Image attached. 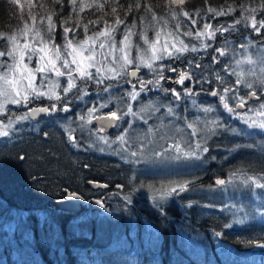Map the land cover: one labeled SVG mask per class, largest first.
Masks as SVG:
<instances>
[{"label": "trees", "instance_id": "trees-1", "mask_svg": "<svg viewBox=\"0 0 264 264\" xmlns=\"http://www.w3.org/2000/svg\"><path fill=\"white\" fill-rule=\"evenodd\" d=\"M82 2L90 4L93 0H77V5ZM99 2L105 3V0ZM132 2L133 0H119L125 6L117 7V14L121 19L124 18L127 4ZM145 2L152 6L158 20L163 16L168 20V26L174 29L170 25L173 20L168 12V0H141L142 4ZM18 3L22 7L10 3V0H0V31L7 35L22 29L25 24L33 26L29 13L36 17V28L46 27V17L54 11V34L63 33L60 22L67 19L71 12L68 0H63V5L55 0H18ZM259 3L260 0H207V3L205 0H184L183 5L173 7H182L197 20H200L196 15L199 12L207 22L214 15L207 11L209 7L220 11L222 6L227 10L228 5H232L235 11L211 20L215 28L218 24L228 25L234 19H242L244 16H255L259 21L264 17V11L258 9L252 13L240 8L241 4L255 7ZM114 4L115 0H107L103 12L110 13ZM103 12L97 11L95 7H85L79 13L81 24L103 16ZM142 14H145L143 8L139 13L133 10L125 21L131 25L135 17L137 33L151 21V13H147L145 24L141 25L139 16ZM71 16L69 24L74 27L76 13H71ZM41 17L44 18L43 24ZM178 18H183L184 22L187 20L183 16ZM103 20L112 22L114 16H103L99 27H103ZM243 23L242 20L236 27H244ZM159 24H163V21H159ZM89 27L91 34L93 26ZM124 27L123 24L117 26L118 36H122ZM183 29L184 23L181 21V30ZM251 31L253 32L252 29ZM233 32L229 30L223 35L218 33L215 38L216 46L223 48L225 41H232L231 44L241 43V38L254 36L248 29L242 30V34ZM261 32L264 34V29ZM78 33H83L82 27ZM263 37L264 35L261 38ZM135 38L139 39V35ZM4 44L5 41L0 40V45ZM213 55L218 56V53L208 49L206 52L188 53L178 60L167 59L162 64H171L173 67L177 65L178 70L194 72L195 76L202 74L204 79H209L214 70L219 71L221 68L219 64H211ZM200 57H203L200 59L202 68H188L186 62L189 59ZM219 59L224 61L228 57ZM224 66L228 67L227 64ZM169 73L165 68L164 75ZM226 79L233 80L227 76ZM111 84L113 87L119 86ZM204 87L208 89L209 85L205 84ZM194 88L199 91L200 85L197 84ZM243 91L246 90L242 89V93ZM122 92L119 95L111 93L117 104H122L119 100ZM198 96L202 103L207 104L219 100L206 92ZM69 97H73V93ZM77 100L79 99H73L69 105L70 112H54L49 122H19L8 138L0 139V264H228L222 258L220 249H226L230 253V263L242 264L241 259L251 262L256 258L257 264H264V248L260 247L264 244V189L244 182L246 177L264 176V152L255 149L252 152L246 151L247 147H255L258 142L264 146V136L260 132L229 125L232 118L225 115L226 111L215 112V117L221 118L220 122L228 133L220 134L222 138L209 147V157L180 162L172 160V157L176 158L173 152L169 151L162 155V159H158V150L150 155L144 149L147 159L150 157L152 161L138 165L124 162L120 166L116 163V158H108L89 150V140L95 136L90 134V126L86 125L81 129L75 123L82 112H73L72 108ZM188 102L190 99L182 97L176 105L180 107ZM151 103L155 104L154 99ZM9 109L17 115L24 112L22 108L14 106ZM181 111L188 120L192 118L189 111ZM3 120L7 121L5 117ZM69 125L77 129L74 134L80 139L79 146L68 142L64 129ZM171 125L172 129L180 128L176 123L166 124L164 127ZM208 126L200 127L203 130ZM235 131L239 132V136L231 138L232 134L229 132ZM82 133L85 135H80ZM250 136L252 140H248ZM141 140L142 138L140 143L134 145L144 147L145 142L143 144ZM21 156L24 159H20ZM185 171H188L187 174ZM217 180H225L226 183L218 185ZM177 181L193 182L189 185L187 195L180 197L191 203L187 201L188 206L182 204L183 210L174 208V211L164 213L152 203L146 204L144 194L148 191L170 188ZM88 182L109 186L110 191L93 193L87 186ZM261 182L264 183V180ZM136 186L141 190L135 191ZM225 187L229 189L227 195H235L237 200L220 199L219 190L224 191ZM65 190L86 197L88 204L78 215L57 212L51 207L52 201L64 198ZM14 191H18L17 194ZM136 195H140L137 201L134 199ZM97 200L104 207L95 208L98 206ZM126 200H130V203H126ZM11 216L13 227L7 230ZM44 217L47 219L43 220ZM235 220L238 227H232ZM14 221L18 224H14Z\"/></svg>", "mask_w": 264, "mask_h": 264}, {"label": "snow or ice", "instance_id": "snow-or-ice-1", "mask_svg": "<svg viewBox=\"0 0 264 264\" xmlns=\"http://www.w3.org/2000/svg\"><path fill=\"white\" fill-rule=\"evenodd\" d=\"M55 2L63 5V0H55ZM10 3L22 7L19 5L18 0H10ZM68 3L71 6V12L67 19L60 22L64 33V43L62 45L55 43L53 35L56 28V24L53 22L54 11L47 15L46 27L36 28V17L29 13L33 26L30 27L25 24L22 29L7 35L0 31V40L5 41L4 45H0V117L7 119L6 123L3 119H0V137H9L14 130V124L26 121L29 118L35 119L40 113L70 112L71 108L69 105L73 102V99H83L85 96L91 97L92 94L88 91L90 84L96 85L97 88H100V91L96 93V99L91 106L82 110L75 123H78L80 128L83 129L86 125H91L93 120L109 121L104 126L89 129V132L91 135L96 136L97 140L103 141L105 144L119 143L121 152L127 151L124 146L128 145L131 139L128 135V129L133 128L137 120L147 124V116L159 111V106L154 103H140L141 95L151 91L163 92L164 94L171 93L176 101L181 100L182 97H194L206 92L209 96L218 97L220 105H222L229 116L240 120L249 128L264 132V119H260V117H264V45L257 49L255 59H253L252 55H246L243 60H235V68H239L241 64L251 66L245 73L236 71L235 68L229 71V68L232 67L230 59H234L239 53L235 48L229 49L227 41H225V47L223 48L214 46V43L206 42H214L217 33L223 35L229 30L235 31L236 25L241 24L242 20L245 22V27L250 26L253 32L259 36L261 29H264V17L257 21L255 16H244L242 19H234L231 24H218L214 28L211 23L212 19L227 15L229 12L235 11V9L232 5H228L227 10L222 6L220 11L209 7L207 11L214 13V15L207 22H203L200 28H196V18L182 7H173L183 5L184 0H168V12L172 19L176 20L175 30L167 33L168 37L173 38L172 42L169 44L166 39L163 45L158 48L157 44L160 41L161 31L163 30H157L159 21H163V27L167 28L168 20L163 16L159 17L158 20L157 13L153 11L152 6L147 2L142 4L141 0H133L132 3H128L123 19L117 14V7H125L119 3V0H115L110 13L103 12L107 0H105V3L93 0L90 4L82 2L80 5H77V0H68ZM205 3H207V0H205ZM85 7H95L97 11L103 12V16L111 14L114 16V20L112 22L103 20V27H99L103 16L97 19H89L86 23L81 24L79 13L83 12ZM142 8L145 14L139 16L140 24H145L147 13H151V21L147 27H143L137 33L135 31L136 18L134 17L131 25L126 24L125 21L128 14L132 13L133 10L139 13ZM240 8L244 12L255 13L258 9L264 11V0H260V3L255 7L252 5L246 7L241 4ZM71 13H76L77 17L74 27L69 24L72 19ZM196 15L199 16L201 21H205V17L200 15L199 12ZM179 16H183L190 21V25H184L185 30L183 31L181 30V21L178 19ZM43 20L44 18L41 17V24H43ZM249 20L251 21L250 25L247 23ZM122 24L125 25L122 31V39L117 42L114 33L117 30V26ZM90 25L93 26L91 34H89ZM81 27L83 29V38L78 39L76 33ZM148 27H152L155 31L153 39H149L147 35ZM69 33H72L71 38H69ZM136 35H139L143 45L147 47H143L140 43L133 44L132 37ZM181 35L194 37L199 43L186 44L180 39ZM29 36H31V39L28 38ZM21 37L24 38L23 43H21ZM133 47H135L137 52L135 57L132 56ZM210 48L214 53H218V56H212L211 64H219L221 68L219 71L214 70L212 77L209 79H204L202 74L195 76L194 72L178 70L171 64H157V61L165 59H181L183 54L188 51L193 53L206 52ZM239 48L247 52L249 49L256 48V45L248 41L247 43H240ZM149 53L151 54L149 55ZM34 57L36 64L32 67ZM219 57H228V59L221 61ZM200 59H203V57L189 59L186 62L188 68H202ZM226 64L228 67L224 66ZM133 65H135L134 68L132 67ZM256 66L259 67V73L256 71ZM142 67L149 70L152 76L151 79L146 80L143 76L138 75ZM165 68L170 72L177 73L174 83L184 85L187 80L191 82L190 85L184 87L182 91H177L175 88H164L161 81L166 79L163 74ZM37 74H39V83H37ZM226 76L235 77V80L226 79ZM61 77L66 80L63 87H61ZM249 77H252V79H249ZM78 81L80 82L79 84L77 83ZM105 81H115L121 87V81H123L129 86L119 97L122 104H117L115 108L110 109L106 114L101 113V110L109 108L112 103V96L105 97L103 93H109L113 85L111 83L106 84ZM197 84L200 85V89L199 91H194L193 87ZM205 84L209 85L208 89H205ZM73 89H76V92L70 98L69 93ZM242 89L246 91L242 93ZM61 92L63 95H61ZM41 98L55 101V103L44 107H29V104ZM249 101H255V103L250 104ZM136 103H140V107L134 111V104ZM193 103L195 104L196 101L193 100ZM8 105L27 109V111L17 115L11 112ZM200 111L210 114L215 111V108L209 105L201 107ZM97 113L101 114L97 115ZM167 115L169 117L175 116V109L171 104L167 106ZM125 117L130 119L125 122ZM123 123H126L127 126L121 131ZM206 125L210 126L208 131L211 134H215L217 127L223 126L217 119L206 121ZM107 127L118 130L115 141H109L107 136L98 135V133L105 132ZM188 127L193 129V134H196L197 130L193 124H189ZM64 131L71 145H80V139L74 134L77 131L76 128H72L69 125ZM150 134H153L151 127L147 129L145 136L147 137ZM204 139L206 141L207 138L205 137ZM173 140L171 148L165 145L163 152L159 153V155L174 151L177 154V158L182 156L186 159H199L201 152L207 153L209 151V148L205 146V142L198 141L193 145L190 141L177 142L174 138ZM129 156L139 159L138 150L129 152ZM20 159H24V157L21 156ZM262 180H264V176H251L246 177L244 182H250L256 188L264 189ZM191 183V181H177L167 190L170 193L179 194L180 192L188 191ZM225 183V180L216 181L218 185H224ZM96 186L106 187V185ZM161 191L163 192L164 189L162 188ZM71 196L72 198L80 199L75 193H72ZM96 203L104 207L101 201L97 200ZM126 203H130V200H126ZM216 235H220V233H216ZM260 247L264 248V244H261Z\"/></svg>", "mask_w": 264, "mask_h": 264}, {"label": "rangeland", "instance_id": "rangeland-1", "mask_svg": "<svg viewBox=\"0 0 264 264\" xmlns=\"http://www.w3.org/2000/svg\"><path fill=\"white\" fill-rule=\"evenodd\" d=\"M178 19L181 20L184 23V25L185 24L190 25V21L189 20H186L184 22L183 18H178ZM171 20H173V19H171ZM203 22H206V21L197 20V24H196L195 27L196 28H200L202 26ZM171 23H173V24H170V25H173V27H174L175 23H176V20H173ZM247 23L250 25V20ZM243 24H244L243 25L244 27H242V28L236 27V29H235V31L233 33L237 34V33L240 32L242 34V30H245V29H248L249 32H252L251 29L249 28L250 26L249 27H245V22ZM159 29H163V30L161 31L160 41L157 44L158 48L161 45H163V43L165 42L166 39L168 40L169 44L172 42L173 38L168 37L167 33L170 32V31H174L175 28L171 29L169 26H167V28H164L163 24H159V28L157 30H159ZM183 30H185V29H183ZM252 33L254 34V36L253 35H249V36H247V39H243V38L240 39L241 43H244V42L247 43L248 41H251L252 43H254L256 45V48L249 49L247 52H245L243 49L239 48V43L240 42L239 43L233 42L232 44H231L232 41L228 42V46H231V49L235 48L236 51L239 53L238 55L235 56L234 59L231 60L232 63H233L232 70L235 68V60H243L246 55H252L253 59H255L256 58L257 49L260 48L262 45H264V40H263L264 37L261 38L264 34L261 32L260 36L257 37L254 32H252ZM217 34H216V36H217ZM68 35H69V38L72 37L71 34H68ZM114 35H115V38H116L117 42H119L122 39V36H118L116 32H115ZM147 35H148L149 39H153L155 37V31L153 30L152 27H148ZM63 36H64V33H62V35H60V36H55L54 35L55 43L57 45H62L64 43ZM76 36L78 37L77 33H76ZM28 38L31 39V36H29ZM253 38L254 39L256 38V39L253 40ZM20 39H21V43H23V39L24 38L21 37ZM78 39H80V38H78ZM135 39H136L135 36H133L132 37V42H133L134 45L136 43H140V44L142 43L143 47H147L146 45H143V41L140 40V38L137 39V40H135ZM180 39L183 40L186 44H189V45L198 44L199 43V41L194 39V37L181 35ZM206 42L214 43V46H216V39H215L214 42L213 41H206ZM118 46H119V43H118ZM188 53H193V52H191V51L185 52L182 57H185ZM150 54L151 53H149V55ZM136 55H137L136 49H135V47H133L132 56L135 57ZM165 60H167V59H165ZM165 60H163V61H165ZM163 61H157V64L162 63ZM25 62H27V61H25ZM35 64H36V59L34 57L31 66L34 67ZM132 67L134 68L135 65H133ZM249 67H251V66H249L247 64H241L240 67L239 68H235V70L236 71H243V72L246 73L248 71ZM143 69H145L146 70V74L149 75V76L146 77V80L147 79H151L152 76L149 73V70L147 68H143L142 67L141 70H143ZM256 71H257V73H259V67L258 66H256ZM232 79L234 81L235 77H232ZM249 79H252V77H249ZM60 81H61V87H63L64 84L66 83L65 78L61 77ZM106 82L107 81H105V83ZM108 82H113V81H108ZM37 83H39V74H37ZM74 90L75 89H73V91ZM121 90H122V87L118 86L117 89H116V93L119 95ZM193 90L196 91V89L194 87H193ZM159 93H161V92L151 91V92H148L147 94H142L141 97H140V103H143L142 100H141L142 97H143V100L145 99V97H149L148 101H150L152 95L153 96H157V94H159ZM61 95H63L62 92H61ZM167 96L169 97L170 95H166V97ZM186 98L190 99V102H188L187 105L180 106V107H177V105L175 107H173L171 105L175 109V116L174 117H169L167 115V106L168 105L164 104V105L159 107V111H156L152 115L147 116V119H148V123L147 124H144L143 122L137 120L134 123L133 128L128 129V135H129V137H131V139L129 140V144L124 146L127 149V151L121 152L120 151L121 145L119 143L105 144L103 141L97 140L96 136H95V138L91 139L90 144L88 146L89 150L90 151H94L96 153L98 152L99 154L105 155L108 158L109 157L110 158H116L118 160V161H116V163L121 166L124 162L127 163V164H133V165H138V164H141V163L150 162V161H152V159L150 157L147 159V155H145V153L152 155L153 152L156 151V150H158V151H156L157 158L158 159H162V155H159L160 151L164 150V146L165 145H167L169 148H171V145L174 142L173 138L177 142H179V141H190L194 145L196 142L201 141V142H205V146H207L208 148L213 146V144L216 141H219V139L222 138L220 136V134L223 135V134H226L228 132L224 129V126H222V127H217L215 129V130H217V132L215 134H211L208 131V127H210V126H208L207 129L203 128L204 131L202 130V128L200 126H207L206 125V121H208V120L217 119V120L220 121L221 118L215 117V112L223 113L225 110L223 109L222 105H220L219 100L217 101V99H216L217 102H212V103H208L207 104V103H202L200 101V96L186 97ZM193 100L196 101L195 104L193 103ZM49 101H50L49 102L50 104L53 103V101H51V100H49ZM167 102L168 101H166V103ZM140 103L134 104V111L139 109ZM215 104H217V105H215ZM116 105H117V102H116ZM209 105H211L212 107L215 108L214 112H212L210 114H205L204 112L200 111L201 107H207ZM10 107H13V106L12 105H8V108H10ZM181 109L189 111L190 114H192V118L190 120H188L187 117H184V114L182 113ZM180 115H182L183 117H180ZM228 117L232 118V121L229 122V125H232L234 127H240L243 130L244 129L245 130H253L254 132H257V133L260 132V134L262 136H264V132H261L258 129L249 128L246 124L242 123L240 120L235 119V118H233L231 116H228ZM0 119H4V117H0ZM128 119H130V118L128 117ZM260 119H264V117H260ZM21 123H22V121H21ZM173 123L178 124L180 126V128L172 129L173 125L164 127L166 124H173ZM189 124H193L194 125V127L197 130L196 134H193V129L188 127ZM17 126H18V124H14V126H13L14 130L12 132L15 131V128ZM197 126H199V127H197ZM124 127H126V126H124V123H123L122 124V130H123ZM149 127L153 128V134H150V135H148L146 137L145 134H146L147 129ZM228 127H229V129H231L230 126H228ZM198 128H199V135H198ZM177 130H182V131L178 132ZM237 131H235L234 133L233 132H231V133L229 132V134H232V136H234V137L231 136V138H236V137L239 136L238 135L239 132H237ZM202 132H204V133H202ZM205 137L207 138L206 141L204 139ZM250 137L251 138L248 139V140H252V136H250ZM6 138H8V137H6ZM141 138H142V140H141L142 143L144 144V142H145L144 147L143 146L139 147V146L134 145L136 143H140V139ZM242 138L245 139V140L247 139V137L246 138L242 137ZM0 139H5V137H0ZM108 140L109 141H115L116 140V135H115L114 138L108 139ZM258 143L259 144L257 146H255V147H252V148L247 147L246 151L252 152V150L255 149V150H262L264 152V146H262V144H260V142H258ZM144 149H146L145 153H144ZM137 150H138L139 159L132 158V157L129 156V152L137 151ZM210 151L211 150H209L207 153H203V152L200 153V157L202 158V160H203L204 156H208ZM170 152H173L175 154V157H176V158L172 157V160H175V161H179L180 160V162L188 160V159H186V158H184L182 156L177 158V154L174 151H170ZM212 156H214V155H212ZM212 156L210 157L211 159H212ZM132 161H135V162H132ZM187 172L188 171H185L186 174H187ZM178 174H180V173H178ZM133 177H135V176H133ZM172 186L173 185H171L170 187H172ZM135 188L137 189V190L135 189V191L141 190L137 186ZM167 188L168 187L163 188L164 189L163 192L161 191V189H158L157 191L156 190L155 191H148L146 194H144L145 195V199H146V204L152 203V205L154 207H156L158 210L163 211L164 213H166L167 211H174V208H178L179 210H183L182 207H184V205H182V204L187 205V201L188 200H183L180 197L182 195L186 196L187 195V191L180 192L179 194H174V193H170L167 190ZM219 192L221 193V195H218V194L217 195L220 197L221 200H227L228 198L231 199V200H237L235 195L231 196V197H229V195H227L229 193V189H226V187H225L224 191L222 189H220ZM241 194H245V192H241ZM114 196L115 195H113V197ZM62 199H63V197H62ZM134 199L136 201L139 200L140 199V195H136V197ZM56 201H58V200H56ZM90 206H92V208L94 207L93 205H90ZM97 207H101V206L98 204V206H96L95 208H97ZM163 207H166V208H163ZM52 208L54 209V207H52ZM238 215L241 217L242 220H244V218L242 217V215L240 213H238ZM10 219L13 220L12 216H11V218L8 219V223L7 224L9 226L7 227V230H10L9 227H13V222L11 223ZM44 219H47V218L44 217L43 220ZM15 223L18 224L17 222L14 221V224ZM238 226H239V224L237 223V220H235L234 223L232 224V227H238ZM220 253L222 255V258L224 260H226V262L228 264H236L234 262L230 263V259H228V257L230 258L231 255L226 249H220ZM258 256L260 257V255H258ZM255 260H256V258L253 260L254 262L253 261L249 262L248 260L241 259V263L242 264H257V262H255Z\"/></svg>", "mask_w": 264, "mask_h": 264}, {"label": "flooded vegetation", "instance_id": "flooded-vegetation-1", "mask_svg": "<svg viewBox=\"0 0 264 264\" xmlns=\"http://www.w3.org/2000/svg\"><path fill=\"white\" fill-rule=\"evenodd\" d=\"M54 35L55 36H60L58 33H55ZM78 36L83 37V33H80V34L78 33ZM174 67L177 68V65L174 66ZM140 72H141L140 73V76H143L145 79H146L147 76H149L148 74H146V70L145 69L140 70ZM164 76L166 77V79L163 80V81H161V84H162V86L164 88H169V89L175 88L177 91H181L184 87L189 86L190 83H191L190 81H187V80L185 81V84L184 85H180V84L174 83L173 81L177 78V73H175V72H170L168 75H164ZM168 78H171V79H168ZM108 83H113L114 85L116 84L115 81H113V82H108L107 81L106 84H108ZM121 84H122V90L120 91V93L122 91H124L125 89H128V87H129L126 83H123V81H121ZM90 85H91V87H90ZM90 85L88 87V91L92 94L91 97L85 96V97H83V99H79V100L75 101V104H74L75 107L72 108V109H74L73 112H75V111L76 112L77 111H80L81 112L86 107L91 106L92 102L96 99V93L98 91H100V88H97V86L94 85V84H90ZM119 86L121 87V85H119ZM116 89H117V87H113L108 94L103 93V95L105 97H107V96L111 95V93L117 94L116 93ZM75 92H76V89L74 91H72L71 93H69V96H71V94L72 93L74 94ZM166 95H170V96L169 97L168 96L166 97ZM152 99H154L155 105H157L159 107L162 106V105H164V104H169V103H172L174 105L173 107H175L176 106V102L177 103L179 102V101H175V98L171 95V93L164 94L163 92L157 94V96H153L152 95L151 100ZM141 100H142V102H144L143 104H148L151 101V100L148 101L149 100V97H145L144 100H143V97H142ZM166 101H168V102L166 103ZM49 102H50L49 100H47L45 98H41L40 100L34 101L33 103L29 104V107H44V106L49 105L50 104ZM53 103H55V101H53ZM186 105H187V103H186ZM115 107H116V101H115L114 97L112 96V103L110 104L109 108L102 109L101 110V113L106 114V113L109 112L110 109L115 108ZM21 110L22 111H27V109H23V108ZM241 111H243V110H241ZM59 112H63V111H56L55 113H59ZM101 113H97V115H100ZM51 115H52V113L51 114H45V116H43L42 118H39V119H37L35 121L31 120L30 118H29V120L31 122H34V123H41L42 121L49 122V118H50ZM225 115L226 116H229L227 112H225ZM59 116H60V114H59ZM125 118H126V120H125V122H126L128 120V117H125ZM94 121L95 120H93V122H92L91 125H88V126L91 127V129H95L97 127V126L94 125ZM117 123H119V122H117ZM124 126H127L126 123H124ZM120 130H122V125H121V129ZM117 131L118 130L116 128H114L111 132H106L105 131L103 133H98V135H104V136H107L108 139H112L117 134Z\"/></svg>", "mask_w": 264, "mask_h": 264}, {"label": "water", "instance_id": "water-1", "mask_svg": "<svg viewBox=\"0 0 264 264\" xmlns=\"http://www.w3.org/2000/svg\"><path fill=\"white\" fill-rule=\"evenodd\" d=\"M141 72L138 73V75H140ZM43 116H45L44 113H40L38 114L35 119H31L33 121L42 118ZM95 125H100V126H104L106 124L109 123V121L105 120V121H94ZM112 127H107L106 128V132H109L111 130ZM96 185H104L101 183H97V182H88L87 186L88 188L93 192V193H97L100 191H108L110 190L109 186L106 187H97ZM119 188V187H117ZM71 192L65 190L64 191V198L60 199L58 201H53L51 203V206L54 207L55 211L57 212H62L65 214H70V215H78L79 213H81V211L83 210V208L87 205V200L86 197H83L82 195L75 193L77 196L80 197V199H75L72 198L71 196Z\"/></svg>", "mask_w": 264, "mask_h": 264}, {"label": "bare ground", "instance_id": "bare-ground-1", "mask_svg": "<svg viewBox=\"0 0 264 264\" xmlns=\"http://www.w3.org/2000/svg\"><path fill=\"white\" fill-rule=\"evenodd\" d=\"M256 36H257V35H256ZM259 36H260V35H259ZM257 37H258V36H257ZM253 102H255V101H249V103H253ZM94 125H95V123H94ZM95 126H97V125H95ZM98 126H100V125H98ZM98 126H97V127H98ZM113 129H114V128H111V130H110L109 132H111ZM80 135H85V134L82 133V134H80ZM86 136H87V135H86ZM87 137L89 138V136H87ZM90 141H91V139L89 140V142H90ZM17 192H18V191H14V194H17ZM52 202H53V201H52Z\"/></svg>", "mask_w": 264, "mask_h": 264}]
</instances>
